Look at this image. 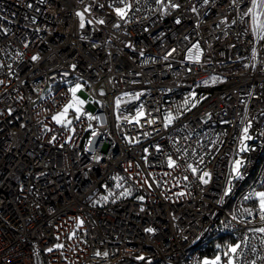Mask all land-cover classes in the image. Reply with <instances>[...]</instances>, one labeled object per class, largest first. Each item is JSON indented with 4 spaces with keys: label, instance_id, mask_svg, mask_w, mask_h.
I'll use <instances>...</instances> for the list:
<instances>
[{
    "label": "built area",
    "instance_id": "1",
    "mask_svg": "<svg viewBox=\"0 0 264 264\" xmlns=\"http://www.w3.org/2000/svg\"><path fill=\"white\" fill-rule=\"evenodd\" d=\"M172 2L181 6L140 0L125 22L109 6L112 0H0V264H202L219 253L225 264L224 253L242 240L235 264H264V235L245 231L264 226L255 219V197L245 200L264 191V45L251 43L241 22L250 0ZM89 4L81 29L76 13ZM100 19L106 23L95 22ZM197 43L199 63L187 59ZM76 83L89 91H81L88 100L84 112L101 123L82 116L70 132L52 116ZM193 92L205 99L165 128V114L177 113ZM125 93H143L145 108L159 109L148 117L154 125L116 119L115 99ZM139 103L122 105L123 115H134ZM259 116L257 134L246 142L251 150L243 154L242 127ZM89 124L101 133L93 151ZM136 137L138 143L129 142ZM177 148L195 154L187 158ZM239 154L242 176L235 178ZM168 155L180 156L181 167L169 169ZM199 155L201 169L211 174L206 185L186 170ZM126 188L131 195L121 196ZM220 237L231 240L222 245Z\"/></svg>",
    "mask_w": 264,
    "mask_h": 264
},
{
    "label": "snow or ice",
    "instance_id": "2",
    "mask_svg": "<svg viewBox=\"0 0 264 264\" xmlns=\"http://www.w3.org/2000/svg\"><path fill=\"white\" fill-rule=\"evenodd\" d=\"M81 2H83V0H81ZM139 3H140V0H112V4H110L109 6L113 7V10H114L116 16L119 17L120 20L127 22L131 18L129 15L130 13H132L134 15L135 11H139V8L135 7V5H138ZM156 3L164 5L165 0H156ZM169 3L171 5V8L178 9L181 6L179 3L172 2V0H169ZM203 3L208 4L209 0H203ZM236 3H237V0H232L233 5H235ZM117 4H119L120 6L117 7L116 6ZM250 4H251V6L247 7L246 11L242 10L241 22L244 23L245 25H248V27L245 28V31L250 32L251 35L253 36L254 39L251 41V43H253V44L261 43L262 45H264V0H250ZM93 6H94V4L86 5L83 11H78L76 13L77 17H79V20H80V28L81 29L85 28V13L90 12ZM98 7L103 8L104 5L99 4ZM192 11H194V12L196 11L195 7H193ZM244 17H247V20H245ZM95 22L98 24H101V25L106 23V21L103 19L97 20ZM180 22L181 21L179 19L176 20L177 24H179ZM221 22L225 23L227 21L225 20V21H221ZM87 23L90 25L93 23V20L89 19V20H87ZM236 23H237L236 20L231 21V24H233V25ZM114 27H120V25L116 24V25H114ZM217 27H219V25H217ZM185 39H187V37H185ZM27 46L28 45L25 44V47H27ZM175 51H176V49H172V51L169 52L166 56H164L163 59L167 60L168 57L171 56L172 53ZM188 53L189 54L187 56V59L189 61L199 63L201 61V56L203 54V50L201 49L199 43H197V44L192 45V48L188 49ZM258 55H259V53L257 52L256 48L253 47L251 59L253 61H255L257 59ZM31 59L33 61H36L39 59V56H32ZM254 66H255V64H253V67ZM72 67L74 69L75 65H73ZM217 82H219L218 77L214 76L211 78V83L215 84ZM3 83H4V81L0 80V84H3ZM204 83L208 84L209 81H204ZM83 88H84V85H82L80 83H76V84H74V86L70 87L68 89L69 93L71 94V98H70L69 102L63 107V109L60 112H58L52 116V120L57 125H61L62 127H64L65 129H67L70 132H75V128L71 127L72 123H73V119L80 120L82 116H86L87 119L90 121L95 120L98 123H101L100 117L84 112V105L87 103V101L82 99L81 97H79L77 95L78 92L83 91ZM100 95H105V93H103V91H101ZM142 95H144V94L143 93H136L134 95H129L128 93H125L124 96L116 98L115 102H114V109L118 113L116 115V119L118 121L123 119L124 122H126L128 124H136V125L140 126L141 128L144 127V124L141 123L142 120L149 126L154 125L156 123V119H154V118L149 119L148 117L152 116L153 111H159V109L158 108L153 109V110L146 109L145 103L143 101H141ZM124 97H128V99L126 100V99H124ZM202 99H205V97L200 98V100H202ZM200 100L196 99V94L194 92L191 93L189 97L184 99L183 104L178 106L177 113L174 114L173 112L169 111L165 114V116H164V127L168 128L170 125H172L174 121L179 119L180 115H182L183 112L191 111L192 108H195L197 106V104L200 103ZM133 101H140V103L138 105H136V107H135V114L131 115V116L123 115V112L126 111V109H123L122 105L133 102ZM70 110L75 113L73 118H69ZM223 122L229 123L228 121H223ZM184 127H187V126L185 125ZM89 128L92 129V132H91L92 139H89V141H88V150L93 151L95 148V144H96L95 138L100 136L101 133L99 131H97L96 129H93L91 124H89ZM251 128H252V121L251 120H248V122L242 127V130H241L242 134L240 137L241 147L239 148L240 152H247V151L251 150L250 146L246 143L247 141L252 140L254 138L250 134V131H249ZM143 134L145 136L151 135V133H149V132H145ZM71 139H72V137L69 136V140H71ZM53 140H55V137H53ZM129 142H137L138 143L139 138L138 137L132 138V140H130ZM176 143H178V141ZM155 149L157 152L161 151L159 145H156ZM181 151H183L184 156L187 158H191L195 154V149H193L192 153H189L186 148H184V149L177 148L178 153ZM144 152L147 153L148 149L145 148ZM207 154L208 153H205L204 155H207ZM204 155H199L196 158L195 163L186 162V170L190 171L193 176H196L197 179L200 181V183L206 185L209 183V180L211 178V174L207 171H203L200 167V165L205 163ZM180 158H181L180 156H177V158L174 159L171 155H168L167 161H166L167 167L169 169L180 168L181 164L178 162ZM95 159L97 162H99L101 157L96 156ZM143 159L145 160V162H147V156L143 157ZM243 163L244 162L240 159L235 160L234 165H233V171H232V175L235 178H240L242 176L241 166L243 165ZM137 167H139V165H137ZM170 174L171 173H168V172L164 173L165 176H168ZM183 178H184V180H188L187 176H184ZM115 179H117L119 181L125 180L124 177H116ZM144 183L148 184V181L145 180ZM229 183H231V182L229 181ZM148 186L151 187L152 185L148 184ZM157 186H159V182H157ZM116 187L121 188V187H123V184L117 183ZM230 192H231V187H228L224 191L223 195L228 196L230 194ZM120 195L121 196L131 195V189L126 188L122 193H120ZM178 195L183 196V195H185V193L180 192V193H178ZM254 197L256 200V203L254 205V207L256 208L255 219L264 223V191L250 193L248 196L245 197V200H252ZM139 199L143 200L144 198L139 197ZM103 200L107 201L108 196L103 197ZM141 210H143V209H141ZM244 211L247 214V216H249V217H252L254 215L252 209H245ZM234 219H235V217H234ZM247 223L249 225H251V224H253V221L248 220ZM82 224H83V221H78V226H81ZM145 231L152 233L154 231V229L147 228V229H145ZM245 231H250L252 233H258V234L264 235V226L249 227V228H246ZM74 236H75V232H73L69 236V239H72ZM243 243H244V241L242 240V243H238L235 246L230 247L224 253V256L228 257L226 264H235L233 257L238 254L239 250L242 248ZM261 243L264 244V240H261ZM56 247L63 248L64 245L60 244V245H56ZM249 250L250 251L254 250L251 247V245H249ZM48 251L51 252L52 249L49 248ZM95 255L107 257L108 253L107 252L101 253V252L97 251L95 253ZM139 259H144V258L139 257ZM202 264H221V257L217 256L212 261L204 260L202 262Z\"/></svg>",
    "mask_w": 264,
    "mask_h": 264
},
{
    "label": "trees",
    "instance_id": "3",
    "mask_svg": "<svg viewBox=\"0 0 264 264\" xmlns=\"http://www.w3.org/2000/svg\"><path fill=\"white\" fill-rule=\"evenodd\" d=\"M190 94H191V93H188V94L185 96V98L189 97ZM200 96H201L200 93L197 94V95H196V99H198ZM181 104H183V102H182ZM260 120H261V116H259V117H258V118L252 123V128L250 129V134H251L253 137H255L256 134H257V131H256V130H257V126L259 125V121H260ZM243 154H245V152H243ZM228 240H231V239L220 237L218 241H219V243H221L222 245H224V244H226V242H227ZM217 251H223V248H222V247H219L218 249H216V252H217Z\"/></svg>",
    "mask_w": 264,
    "mask_h": 264
},
{
    "label": "rangeland",
    "instance_id": "4",
    "mask_svg": "<svg viewBox=\"0 0 264 264\" xmlns=\"http://www.w3.org/2000/svg\"><path fill=\"white\" fill-rule=\"evenodd\" d=\"M73 86H74V85H73ZM83 90H84L86 93L89 92V91H88V88L86 87V85H84ZM77 95H78L79 97H81L82 99H84V100H86V101L88 102L87 97L85 96V94H84L83 92H78ZM70 98H71V96H70ZM69 100H70V99H69ZM69 100H68V102H69ZM68 102H67V103H68ZM67 103H66V104H67ZM66 104H65V105H66ZM65 105H64V106H65ZM64 106H63V107H64ZM86 106H87V103L84 105V110L86 109ZM63 107H62V109H63ZM62 109H61V110H62ZM61 110H59L58 112H60ZM58 112H57V113H58ZM55 114H56V113H55ZM72 114H75V113L72 112V111L70 110V112H69V117H70ZM174 114H175V113H174ZM243 158H244L243 155L239 154V155L237 156L236 160H237V159L243 160ZM232 246H234V245H232ZM232 246H231V247H232ZM143 256H144V254H140V257H143ZM217 256H220V257H221V262H222V254L219 253ZM217 256H216V257H217ZM216 257H215V258H216ZM215 258H213L212 260H214ZM225 264H226V263H225Z\"/></svg>",
    "mask_w": 264,
    "mask_h": 264
},
{
    "label": "water",
    "instance_id": "5",
    "mask_svg": "<svg viewBox=\"0 0 264 264\" xmlns=\"http://www.w3.org/2000/svg\"><path fill=\"white\" fill-rule=\"evenodd\" d=\"M86 96V95H85Z\"/></svg>",
    "mask_w": 264,
    "mask_h": 264
}]
</instances>
